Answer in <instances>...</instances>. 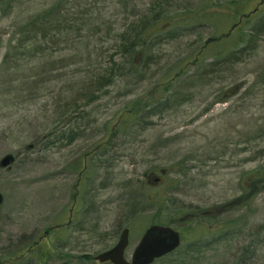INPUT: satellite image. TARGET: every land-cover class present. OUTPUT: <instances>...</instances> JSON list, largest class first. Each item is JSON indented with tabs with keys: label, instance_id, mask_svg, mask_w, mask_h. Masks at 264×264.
I'll use <instances>...</instances> for the list:
<instances>
[{
	"label": "rangeland",
	"instance_id": "obj_1",
	"mask_svg": "<svg viewBox=\"0 0 264 264\" xmlns=\"http://www.w3.org/2000/svg\"><path fill=\"white\" fill-rule=\"evenodd\" d=\"M260 1L189 28L171 17L204 0L0 1V160L13 158L0 168V264H102L124 228L129 261L152 223L182 239L154 264H264V5L241 22L243 42L220 40ZM158 8L167 30L134 48L138 69L114 66L106 27L138 30Z\"/></svg>",
	"mask_w": 264,
	"mask_h": 264
},
{
	"label": "trees",
	"instance_id": "obj_2",
	"mask_svg": "<svg viewBox=\"0 0 264 264\" xmlns=\"http://www.w3.org/2000/svg\"><path fill=\"white\" fill-rule=\"evenodd\" d=\"M210 1L211 0H204L205 5L201 7L199 12H196L195 14L186 16L183 13H181L175 17H171L169 26H176L179 28H189V27H194V26H200V25L208 23V21L211 18L217 17V15H219L217 12H224L229 15L228 17L231 20H235L236 16L239 14V10L236 9V6L237 5L244 6L247 4V0H232L228 2H222V3L215 4L213 6L216 7V9L207 10L205 9V7L209 8L212 6ZM52 12L53 11H51V13ZM167 17L168 15L166 14L164 8H158V9H154L150 11L145 18L140 20L141 26L138 28V30H132L131 28L121 29V27L120 28L116 27L114 23L109 24L106 27L105 36L107 37V42L109 43L108 44L109 47L107 48L108 51H113L114 57H117L115 58L113 65L120 68V70L126 69L129 73H134L138 69L139 66H136L134 64L133 57L137 54L143 53L142 51L134 52V48L138 45H141L144 38L145 39L147 38L148 41L160 39L163 33L167 30V27L165 28L164 26V20ZM41 20H42V17L36 18L35 21L33 22V25L35 26L36 23H38L39 21L41 22ZM41 24L42 25H39V26L44 29L45 27L44 23L41 22ZM234 25H235V28L233 29V31L231 33L226 34L220 40L228 41L231 39H235L238 42L240 40L243 42V38L246 36V34L243 33V30L246 25H244V27H241V24H238V20L237 22L234 23ZM28 27H31V25H29ZM258 27L259 29H262L264 27V20L258 25ZM26 31L27 32H24L23 30L21 32H24L23 33L24 35H29L28 28ZM31 33H33V30H30V34ZM37 35H39V33L34 34V37H33L34 42H37V40L41 39ZM41 35L43 37L45 36L43 32ZM217 45H220L219 39L212 38V39L206 40L195 58L198 59L201 56V53L208 49L210 51H213V46H217ZM240 45L241 43L236 44L237 47ZM10 51H11L10 48H8V50L5 53L4 58L8 56ZM232 53H234V50H227L224 53L219 52L216 54L214 59L216 61H219L227 57V55H229L228 57H231L230 55H232ZM111 57H113L112 54H111ZM131 57H132V62L130 61ZM101 74H105V72L102 70L101 73L98 75V79H97L98 82L96 81V87H99V88H97L96 93H98L99 90L102 88V86H104V84L100 80ZM87 98H88L87 101L93 100L94 92ZM133 115L135 114L132 111L126 112L120 118L118 125H117L118 128H120L121 126L124 128H129L131 126L130 125L131 120H132L131 118L133 117ZM150 203L154 204V199L150 200ZM162 207H165L164 201L162 203ZM210 215H211V212L209 211H206L205 214H200V215L194 214V213L186 214L185 218L184 219L182 218L183 220L181 221L197 222L195 216H201L200 218H206L207 216H210ZM40 244H41L40 241L36 240V241H32L31 243L28 244V246H26V248H29L31 251L30 255L27 257L28 261L32 259V255L35 252L36 253L38 252L37 249H39ZM33 245L35 246L31 247Z\"/></svg>",
	"mask_w": 264,
	"mask_h": 264
},
{
	"label": "water",
	"instance_id": "obj_3",
	"mask_svg": "<svg viewBox=\"0 0 264 264\" xmlns=\"http://www.w3.org/2000/svg\"><path fill=\"white\" fill-rule=\"evenodd\" d=\"M12 161L11 155L5 156L0 160V168L8 167ZM161 173L164 174V171ZM159 182L160 178H153L154 184ZM2 202L3 198L0 195V206ZM128 235L129 229H123L117 243L109 250L95 256L94 260L100 263L110 262L111 264H152L156 259L176 250L181 243L179 233L172 228L162 225H150L144 230L130 261L127 262L124 259V252L128 246Z\"/></svg>",
	"mask_w": 264,
	"mask_h": 264
},
{
	"label": "flooded vegetation",
	"instance_id": "obj_4",
	"mask_svg": "<svg viewBox=\"0 0 264 264\" xmlns=\"http://www.w3.org/2000/svg\"><path fill=\"white\" fill-rule=\"evenodd\" d=\"M243 18V17H242Z\"/></svg>",
	"mask_w": 264,
	"mask_h": 264
}]
</instances>
